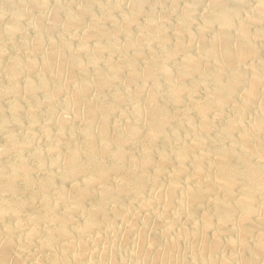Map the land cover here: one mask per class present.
Listing matches in <instances>:
<instances>
[{"label": "bare ground", "instance_id": "bare-ground-1", "mask_svg": "<svg viewBox=\"0 0 264 264\" xmlns=\"http://www.w3.org/2000/svg\"><path fill=\"white\" fill-rule=\"evenodd\" d=\"M143 1L131 0L128 12L119 9L116 1L112 2L110 7L106 5L107 1L105 5L109 8L102 6V2V5L98 4L95 12L91 13L92 6L98 2L85 0L74 14L66 13L59 23L54 17L47 28L52 32L59 28V32L56 31L58 36L50 37L48 51H41L43 58H47L46 61L42 60L41 71L46 72L50 68L53 70L52 76L50 74V84L48 83L52 86L49 93L46 92L48 84L43 75L39 74L34 81L26 76L36 64V58L40 54L38 45L48 31L33 32V50L27 53L23 64L19 61L16 50L18 47L10 49V59L7 68H4V80L8 86L6 85V91H3L5 95H10L12 100L7 101L5 106L0 104V132L3 131L9 138L0 151V157L9 153L12 158L6 161L5 167H0V264L21 263V248H33L38 253H45L44 262L34 258L33 264H73L83 259L87 250L86 240H94L97 237L94 235V221L106 217L108 210L110 212V209L106 208V202L116 203L121 210L125 205L120 202V196L129 194L134 198L140 197L146 184L159 182L162 166L169 158H173L176 164L174 163L170 172L167 170V187L164 192L155 196L156 199H162L169 207L173 204V200L170 201L172 191L180 188L178 195V189L173 191L177 195L173 196L175 202H183L186 207V204L204 201V204L209 206V211L205 208L206 212L202 211L199 216L203 223L213 218L217 223H221L217 226L218 230L228 233L234 229L233 222H242L241 225L238 224V246L230 235L224 243L226 248L235 251L236 258L234 257L235 260L231 264H264V257L260 258L264 250V101L260 107L257 106L261 100L259 95L264 93V86L262 87L259 81L260 72L264 70V0H258L249 14L243 16L236 27L233 26V35L229 34L228 30L240 0H210L209 9L203 16L207 20L214 18V24L211 23L216 28L214 33L211 32L210 25L208 26L211 29L205 26L197 30L191 29L193 22L188 17L178 21L174 29L170 30L171 33H168L165 14H160L162 17L159 18L154 16L150 7L145 6V9L141 6ZM198 2L200 1L190 0L184 3V9L193 10ZM28 4L38 7L41 2L29 0ZM61 4L56 3L54 15L62 11ZM115 11L120 13L119 22L112 17ZM21 13L18 9L10 10L11 21L0 30V49L2 42L11 38L10 24L16 25ZM86 13L89 15L86 29L84 28L85 35H93L99 42L86 48V42L79 40L72 46L65 32L82 20ZM139 16L143 18L142 23L138 25L136 19ZM105 20L109 22V26H105ZM131 21L137 27L131 28ZM254 23L257 25H253ZM249 24L254 27L251 29ZM22 30L19 28L18 32L21 34ZM203 33L205 36L209 33V37L203 36ZM20 36L22 37V34ZM120 36L125 40L124 45L121 42L122 46H116L115 40ZM21 39L18 44L22 49L25 42ZM194 39L197 41L196 46L186 48V43L189 44ZM124 48L128 49L127 52L123 51ZM144 52L145 54L141 55V68L139 66L138 69L135 57ZM112 53L118 54L116 60L111 59ZM249 55L253 58L263 56V60H259L258 65H245L246 70L243 71L248 75H245L247 81L243 87L240 81L245 73H242L240 64H245L248 60L246 56ZM256 62L258 63V60ZM55 64H60L63 68L54 72ZM121 70L126 71L122 79ZM63 76L71 83L77 80L70 86L72 90L67 98L69 102L59 105L66 112L81 109L82 112L79 109L78 113L81 112L82 120L77 128L75 127L76 130H65L68 120L63 115L64 118L54 123L53 132L45 129V141L41 140L43 142L39 146L30 133L31 126L36 123L30 117L25 138L21 141L11 139V125L21 126L16 118L18 116H15L19 104L16 99L20 94L16 79L23 77L22 93L35 95L33 93L40 89L45 91L43 99L49 103L52 96L67 91L68 85L61 80ZM205 79L208 81L205 82ZM159 81L162 82L161 85H158ZM141 82L150 84L141 89ZM106 89L109 90L107 96ZM198 90L203 94L196 98L195 92ZM236 91H239L241 96L231 102L234 99L231 96ZM94 92L92 99L89 93ZM229 103L227 112L225 104ZM122 105L125 107L122 108ZM172 106L173 110L170 111L169 107L171 109ZM248 109L254 110L249 114V120L244 121L242 118L247 115L245 111ZM4 110L10 112L9 118L2 116ZM51 112L45 116L48 123ZM28 113L29 116L32 114ZM190 114H196L198 119L194 121L197 116L192 119ZM111 115L115 117L113 121H109ZM168 126L172 128L167 134ZM139 129L143 134V147L135 152L129 150L128 145L136 144ZM184 132L190 137L184 135L188 141L181 143ZM53 137L57 143L50 141ZM76 137L78 139L74 140ZM177 142V147H173L171 153V150L168 151L172 154L170 156L164 144ZM25 148L26 154L21 151ZM148 148L154 149L157 164L155 156L149 153ZM188 162L191 164L190 169V164L186 165ZM31 163L36 166V171L43 175L39 181L33 178L34 174L32 176L29 166ZM154 164L155 169L151 167ZM150 167L154 169L152 173L148 170ZM80 176L84 178L79 180L82 178ZM182 176L184 186L179 182ZM86 200L89 202L87 207L86 204L83 205ZM144 205L145 202L141 206ZM59 206L62 207V212H59ZM184 206L179 207L181 212L192 218V207L188 205L191 208L187 209V206L185 209ZM21 210H28V214L23 217L24 215L19 214ZM75 212L85 214V218L77 221L73 217ZM8 216H12L13 221L8 220ZM43 221L45 222L41 225L40 222ZM27 225L23 231L22 227ZM252 231L253 234L255 232L253 236L250 235ZM201 238L204 240L203 235ZM15 241L21 243L22 247L19 248L20 245L15 244ZM173 241L169 239V245L172 247L175 246ZM12 243L18 247L12 248L16 249L14 252L9 248ZM200 243L199 246L191 248L188 255L185 254L187 258L182 256L184 259L180 264L229 263L228 258L221 256L225 253L217 250L221 245L216 240L212 239L209 243L206 242L207 244ZM163 254L165 253L161 252L158 257L162 259ZM111 258L113 256L109 257L110 262L116 264V260ZM167 261L169 263V259ZM136 263L138 264V260L134 261V264Z\"/></svg>", "mask_w": 264, "mask_h": 264}, {"label": "rangeland", "instance_id": "rangeland-1", "mask_svg": "<svg viewBox=\"0 0 264 264\" xmlns=\"http://www.w3.org/2000/svg\"><path fill=\"white\" fill-rule=\"evenodd\" d=\"M28 1L29 0H0V28H1L0 30L1 31L3 29L2 27H5L7 25V23L11 21V17H10V10L11 9H13V8L18 9L22 12L21 15L19 16L17 22H16V25H18V26L10 24L12 33H10L9 38L10 37L11 38L3 41L2 42V48L0 49V64H1L0 65V88H1V90H0V104H3L4 106L7 105V103L10 102V100H12V98L10 99V95H8L9 96L8 97L7 93L5 95V93L3 91L8 86L6 81L4 80V78H5L4 75H5V71H6V69H4V68H7V65H8L7 62L10 59V58H8L10 56L9 55L10 49L16 48V46L18 47V48H16V50L18 51V55L20 57L19 61L21 62V64H23L25 61L24 59H25V56L27 55V53L29 51L33 50L32 49L33 48V41H31V40H33V37H32L33 32L35 30L40 31V32L41 31L44 32L47 30L48 32L46 31L47 32L46 36L44 38H41L40 43L38 45V47L40 48V54H42V55H40V54L38 55V57L36 58V62H35L36 64L34 65L33 70H29L26 73V76L29 78V80L34 81L37 78V76H39V74H41V75H43L47 84L48 83L50 84V81H51L50 74L52 76L53 70L50 68L49 70L47 69L46 72H45V70L41 71L42 70V63H43L42 60L44 59L43 58L44 54L42 52L48 51V48L50 46V42H49L50 37L56 38L54 36H58L56 31L59 32V30H58L59 28L53 30V32L56 34V35H54V33L52 31L48 30L49 28H47V26L51 22V20L54 19V17L56 18V22L59 23L60 19H61V21L64 19V16L66 15V13H67V15L74 14L75 10L78 9L80 7V5H82L84 3L83 1H85V0H38V2H41L40 6H38V7H35L33 5L31 6L30 4H28ZM114 1L117 2V6L119 7V9H121L125 12L130 11L129 8H130L131 0H111L110 2H109V0H97L98 3H96V5L91 3V5H94V6H92V8L94 10L91 9L92 11L90 10V12L94 13L95 9H97V5L98 4L102 5L101 4L102 2L104 4L102 6L106 7V5H108L110 7V4ZM198 1H200V2H198V4H196V6L193 8V10H190V11L184 9L185 8L184 3H186V2L188 3V2H190V0H144L141 3V6L142 7L146 6L147 8L150 7L152 9L153 14H155L154 16H157L158 18L162 17V16H160V14L161 15L165 14L164 16L167 17L166 18L167 19L166 20V24H167L166 30L168 33H171L170 30L171 29L173 30L174 27L180 22V20H182L186 17L190 18L192 20V22L194 23V25L192 23L191 29L197 30V28L199 29L200 27L205 26L209 29L212 28L211 32L214 33V30L216 31V28H214L212 25V24H214L212 21V19L214 20V18L211 17L212 19L208 18V20H207V18H204V16H203L205 11L209 9L208 4L210 5V0H198ZM220 1H224V0H220ZM257 1L258 0H242V1L240 0L239 1V5L237 6V10H236L237 12H236L235 17L232 21L231 27L228 30L229 34L233 35L232 33H234L233 30H235V27L239 24V22L242 21V19L246 15L249 14V12L255 6ZM56 3L57 4L62 3L61 5L64 8L62 7V9H61L62 11H60L57 15H54L53 10L55 9ZM105 3H106V5H105ZM7 5L11 6L12 8L11 7L8 8ZM108 6L106 8H109ZM146 7H145V9H147ZM111 8H113V6ZM6 11H8L9 13ZM262 12L264 13V6L262 7ZM88 15L89 14L86 13L83 16L82 20H79L72 27H69L70 29L68 28L69 30L67 29V32H65V36L68 39L69 43L72 44V46H74L76 44V42H78L79 40L80 41L83 40L84 43L86 42V44H85L86 48H88L91 45H94L96 42L97 43L99 42V40L96 39V37L94 38L93 35H85V29H86V25H87V21H88ZM112 17L116 22L121 21L120 13H118L117 11H115L113 13ZM141 18H143V17L139 16L136 19L137 20V22L135 21L136 24L139 25V23L140 24L142 23ZM204 20H207V21H204ZM203 21L205 23H203ZM208 21H210L209 24L207 23ZM107 22L108 21L104 22L105 26H106V24H107V26L110 25L109 22L108 23ZM135 22H134V24H135ZM132 23H133V21L130 22V26H132L131 28L137 27L136 24L134 26ZM3 25H5V26H3ZM208 25H210L211 28ZM253 25H257V24L254 23ZM253 25L249 24L251 29L254 27ZM196 26H198V27H196ZM233 26H235V27H233ZM17 27H18V29L19 28L23 29L21 32L22 37L20 36L21 34L18 32ZM44 27H46L47 29ZM132 32H134L133 29H132ZM66 34H68V35H66ZM19 36L21 38H24V40L21 39ZM87 36H90V37H87ZM203 36H205L204 33H203ZM206 36L209 37V33L206 34ZM72 37H74V38H72ZM20 39L23 40V42H25L24 47H22V49L19 47V44H18V42H20ZM115 41H117V42H115L116 46H122V44L124 45L123 41H125V40L123 37L120 36ZM121 42H122V44H120ZM196 43H197V41H196V39H194L193 41H191L189 43L190 45L186 43L185 47L186 48L188 47V49H191V48H193L191 45L196 46ZM182 45L184 47L185 43H183ZM187 45H189L190 48ZM127 50H128L127 48L123 49V51H125V52H127ZM144 54H145V52L141 53V54H139V56L135 57V61L137 62L136 64H137L138 69H139V66L141 68V63L143 61V59H142L143 57L141 58V55L143 56ZM117 56H118L117 53H112L111 59L116 60L118 58ZM250 57H252V55L251 56L249 55V57L246 56V58L248 60L246 62H244L245 64L241 63V64H243L242 67L240 64V69L242 70V73H245V74H242L244 78L242 77V79L240 81V85L243 87H245V85H246L245 83L247 80L245 77L248 75V74H246V71L245 72L243 71V69L246 70L245 65H246V67H247V65H250V66L258 65L260 63L259 60H261V62L263 60V56L260 57L259 55L254 57V58L253 57L250 58ZM46 59L47 58L45 57L44 60L46 61ZM256 59L258 60V63L256 62L257 61ZM247 62H248V64H247ZM39 63H41V64H39ZM251 63H253V64H251ZM55 65L57 67L56 66L53 67L54 69H56L54 72L59 71L63 68V66H60V64H55ZM99 67H103V66L99 65ZM40 71H41V73H40ZM42 72H44V73H42ZM49 72H51V73H49ZM124 72H126V71L121 70V72H120V75H121L120 78L121 79L124 78V76L126 75V73H124ZM45 74H47V75H45ZM34 76H36V77H34ZM61 78H62L61 79L62 81L64 80L62 83H64V84L66 83L68 85V89L66 92H62L60 94H56L55 96H52V99H51L52 102L50 101L49 103L46 102L45 99H43L45 91H42L40 89H37L33 93L35 95H29V94L25 95L24 93H22L23 77H21V79H20V77L16 79V83H18V88L20 90V92H19L20 94L18 96L19 98L16 99L19 104H18V109H17L18 112L17 111L15 112V116H18L16 118L18 119V121H20L21 126L18 127L15 125L14 126L11 125V128H10L11 135H12L11 139L21 141L25 138L26 132H27L26 129L29 127V123H28L29 120L28 119H30V117L36 122V123H33V125L31 126L30 133H31V136H32L34 142H36L37 145L39 144V146L42 144L43 141H45V139H44V134L46 132L45 129H47V131L51 130V132H53L54 131L53 128H55L54 125L61 118H64V116H66L65 118L68 120V123L64 127V128H66L65 130L70 131V132H74L76 130L77 126L79 125L80 121L82 120L81 109L79 108L81 111L80 113H78L79 109H77V111L74 109V110H68L66 112L62 108V106H59V105L62 104L63 102L64 103L69 102V99H67V98H68V96L70 97V95H71L70 94L71 90H72L71 87L73 86L72 83H73V81L77 82V80L75 79L71 83V81H69V79H67L65 76H63ZM63 78H65V79H63ZM18 79H19V81H18ZM261 79L264 83V70H261L260 80H259L261 86L263 87L264 84L261 83L262 82ZM207 81H208V79H207ZM207 81L205 79V82H207ZM242 81H244V82H242ZM159 82H158V85H161L162 82H160V83ZM69 83H70V85H69ZM49 84H48V87L46 88V92H48V93L52 90V86H50ZM148 84H150V83L149 82L148 83L147 82L146 83L141 82V86H140L141 89L148 87L149 86ZM74 85H76V84H74ZM104 90H102L103 91L102 93H104ZM107 92L109 93V90L105 91L106 94L105 93L104 94L106 96L108 95ZM196 92H195L196 98L202 96V94H203L202 91L200 93V90H198ZM92 93H89V96H91V98L93 99L95 92H94V94H92ZM238 93H239V91H236L231 96L232 98H234L233 101L231 100V102H234L240 98L239 96H241V94L240 93L238 94ZM104 94H101V95L104 97L105 96ZM261 96L259 95V97H258L259 99L261 98V100L258 102V104L259 103L260 104L259 105L257 104L258 107H260L262 105V102L264 101V95H263V98ZM43 101H45V102H43ZM229 106H230V103L227 105L225 104V107H226L225 111H227L229 109ZM121 107L124 108L125 106L123 107V105H122ZM169 110L170 111L173 110V106L171 109L169 107ZM253 110L254 109H248L247 110L248 112L245 111L247 113V115L245 114L244 118H242V120H244V119H245L244 121L249 120V117H251L249 114H251ZM212 111H210L211 114L213 113ZM28 112H30V114L31 113L32 114L29 116ZM48 112H51V114H52V116L50 117V120L51 119L52 120L51 121L49 120V123L46 120L47 117L45 118V116H48ZM191 113L193 114V112H191ZM2 116L9 118L10 112L7 110H4L2 113ZM196 116H197L196 114L191 115L192 119L196 118ZM109 118H108L109 121H113L115 119V117L113 115L109 116ZM145 119L146 118H144V121H145ZM197 119H198V116L196 119H193V120L196 121ZM94 123L96 124V121ZM140 126H142V125H140ZM12 127H14V128H12ZM168 127H166L167 134H168V132H170L172 126H171V128L170 127L168 128ZM139 130H140L139 131L140 134L139 133L138 134L140 136L143 135L142 130L141 129H139ZM184 133L182 134V136L184 138H182V140H180L181 143H183V141L184 142L188 141V138L190 137L189 135L186 134V132H184ZM139 135L137 137L138 139H136L137 142L135 145H133V144L128 145V149L130 148L129 150L136 152L143 147V145H142L143 142L141 141L142 136L139 137ZM184 135L188 136V138H186V140H185ZM6 136H7V134L5 135V133L3 131L0 132V151L3 150L2 148L7 144L8 140H9V138H7ZM53 138H51L50 141L57 143L55 138L54 139ZM76 139H78V137H76L74 140H76ZM41 140H43V141H41ZM53 140H55V141H53ZM140 142H141V144H140ZM44 143H43V145H44ZM178 143L179 142L173 143V144H167V145L164 144L165 145L164 147H165L167 152L171 150L170 151V153H171L173 150V147H177ZM137 144L139 145V147ZM171 145H173V146H171ZM148 150H150L149 153H152V156H155V163L157 164L158 159H157L156 155H154L155 154L154 149L148 148ZM21 151H23V153L26 154V148H25V150L23 149ZM170 156H172V154H170ZM8 159L9 160L12 159L11 154L6 153V154L2 155V157H0V167H2V168L5 167V164H7L6 161ZM174 163H175V161L173 160V158H169L168 161L164 164L165 168H164V166H162L163 170H162V173H160L161 176L159 175V179H160L159 182H154L155 184L154 183L153 184L152 183L146 184L142 188L143 191H141L140 197L138 196V197L134 198L133 196H131L129 194L120 196V202L123 205H125L121 208V210H120V207L116 203L111 204L110 201L109 202L107 201L106 202V208L108 207L107 210L110 209V212L108 210L106 217L97 218V220L94 221L96 223L93 224L95 226V230H96V231L94 230L96 232V233H94V235H95V237L97 235V237L94 240H92V239L86 240V244H87L86 248H87V250L88 249L89 250L88 251L86 250V255L84 256L83 259H80L79 261H77L76 263H73V264H112V262H110V260H109V257H112V256H113V258H111V259L113 261L116 260L115 261L116 264H134V261L137 262V260H138V264H139V262H140V264H149V263L150 264H156V263L157 264H180L181 261L183 262V259L185 257L187 258L186 255H188V251L191 248H195V247L199 246L198 243H200V241H201L200 244H202V242L209 243L212 239L216 240V242L219 243L221 245V247L223 248L222 249L220 247V249H217V250L218 251L222 250L223 251L222 253L223 254L225 253L224 255H221V256L224 257L225 259L228 258L227 261H229V263L227 261L226 262L228 264L233 263V261L236 258L235 253H234L235 251H233L232 249L229 250L228 248H226L224 243H225V240L227 239V237L229 235H230L229 237H231V239L232 238L235 239L234 242L235 241L237 242L236 238H237L238 231H239L238 230V226H239L238 224L241 225L242 222L237 221L236 222L237 224L235 222H233V224L235 225V226L233 225L234 229L231 230L232 232L230 231L228 233L226 231H224V232H226L225 234H224V232H222V230H218V228H217V226L219 224L221 225V223H217L213 218L208 219L209 221L207 220L205 223H203L199 216L202 213V211L204 213L209 209V206L204 204V201H201V202L199 201V202H197V204L193 203L194 205L184 203V204H186V207L188 205H190L192 207V208L190 206L187 207V209L191 208V210L193 211V217L190 218L188 215H186V213L181 212V210H180V208L182 206H184L183 202H179V203L175 202V200L173 198V196L176 197L181 192L180 188H175L173 190V191H176V189L179 190V191L178 190L176 191L177 195L175 192L172 191V195H171L172 199H170V201L173 200L172 201L173 204L169 207H167V205L162 201V199H159V200L156 199V197H157L156 195H159L161 192H164V190L166 189V187H167V186H165V185H167L166 184V182H167L166 177L169 174L167 172V170L170 172L173 165L176 164V163L175 164ZM189 164L190 163L188 162L186 165H189ZM29 166H30V169L32 170V176L34 174L33 178L37 179L36 181H39L41 179V177L43 176L42 173L37 172L38 170L36 169V166L33 163L29 164ZM31 166H32V168H31ZM151 167H154V169H155L156 166L154 164ZM151 167L148 170L151 171V173H152L154 171V169ZM190 167H191V164H190V166H188V169H190ZM163 172H164V174H163ZM80 177H82V178H79V180L84 178V176H80ZM179 182L181 183V185L184 186V177L183 176L180 177ZM156 184H158V185H156ZM66 186H68V185H66ZM149 186H151V187H149ZM145 187H147V188H145ZM52 192L53 191H51V194H52ZM37 202H38V200L36 201V203ZM144 202L146 203V205H144V207H143L141 205ZM87 204H89V202L87 203V200L85 202H83V205H85V207L88 206ZM174 205H175V207H174ZM206 206H208V207H206ZM59 207H58V209H60V211L59 210L58 211L62 212V207L61 206H59ZM115 207H117V208H115ZM186 207L184 206L183 208L186 209ZM205 208H206V211L204 210ZM111 210H112V212H111ZM26 213L28 214V210H24V211L21 210L19 214L20 215L22 214V215H24L23 217H25L27 215ZM73 217L77 221H82L85 218V214H83V213L80 214L79 212L78 213L75 212L73 214ZM7 218H8V220L12 219V221H13L12 216H8ZM44 222L45 221L40 222V224L42 225ZM223 223H224V225L225 224L227 225V223H225V222H223ZM27 227H28V225L26 227L25 226L22 227L23 231ZM213 232L215 235H213ZM220 232H222V233H220ZM254 234H255V232H254ZM254 234H253V231L250 233L251 236H253ZM202 235L204 236V240H202V238H201ZM212 237H214V238H212ZM1 239L3 240L2 237H1ZM169 239H170V241L174 240L173 242L175 243V246L172 247L169 245ZM236 242H235V244H236V246H238V242L237 243ZM1 243L2 242H0V247H1ZM14 243L17 245L19 244L20 245V246H18L19 248L22 247L21 243H18V241H15ZM14 243H12V245L9 246V248H11L12 252H14V250H16L18 248L17 245L15 246ZM235 244H234V246H235ZM236 246L234 248H236ZM14 247L15 248L17 247V248L13 250L12 248H14ZM30 249H31V251H30ZM169 249H171V250H169ZM20 250H21L20 252L22 254V255L20 254V258L23 259V260L21 259V263L33 264V263H35L34 258H35V260L37 259L40 262H44L45 253L39 252V253H41V254H39L38 252L33 250V248H27V250L25 248H21ZM161 252L166 254V255L165 254L162 255V259H160L158 257V254H160ZM263 255H264V250H263V252H261L260 258L264 257ZM30 256L32 258H30ZM164 256H166V257H164ZM168 256H169V258H167ZM180 257H181V259H179ZM27 258L28 259L30 258V259L28 260ZM168 259H169V263L167 261ZM157 260H159V261H157ZM21 263H19V264H21Z\"/></svg>", "mask_w": 264, "mask_h": 264}]
</instances>
